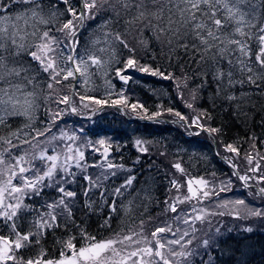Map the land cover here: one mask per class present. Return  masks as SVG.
I'll return each instance as SVG.
<instances>
[{"label":"snow or ice","instance_id":"1","mask_svg":"<svg viewBox=\"0 0 264 264\" xmlns=\"http://www.w3.org/2000/svg\"><path fill=\"white\" fill-rule=\"evenodd\" d=\"M11 11L16 14H9ZM0 13H3L0 15V128L9 129L7 135H0V233H3L0 234V264H197V258L199 264H213L210 251L213 237L206 233V238L200 240L196 235L200 231L196 228L197 222L210 225L208 217L217 215L258 218L264 222V208L252 206L244 199L216 204V208L228 211H209L196 204L191 205V210L180 209V204L192 200L203 204L205 199L231 190L230 178L221 181L219 187L198 180L196 183L201 187L197 190L189 179L187 195H177L164 202L165 213L176 215L161 221L150 233L145 230L144 220H140L137 228L116 229L99 240L80 228L79 247L76 235L56 241L61 246L58 259H45L47 252L41 244L49 231L66 228V221L72 219L77 192L66 185L77 183L78 172L87 182L82 190L85 206L91 209L93 203L106 204L111 213L118 212L117 202L107 197L123 196L135 179L130 176L119 187L108 190L104 182L124 170V166L107 160L111 144L103 139L99 145L104 150L105 162L98 167L104 171L95 177L86 174L89 165L85 163L84 149L92 147L91 142L77 144L79 136L63 129L58 135L52 132L64 113L59 105L70 102V96L56 85L70 79L74 84L91 85L93 77L100 76L111 90L114 86L107 78L109 69L127 83L131 77L122 73L130 68L159 75L165 80L184 79L165 74L159 67L139 63L135 55L137 46L151 51L149 44L154 42L161 45L162 50L167 47L169 59L182 49L193 63L210 64L218 94L224 92L228 100L239 99L242 104L248 93L241 92L240 97L232 94L229 90L236 85L247 84L264 95V0H80L79 5L72 0H0ZM88 21L96 22L90 25L95 33L90 45L84 46L80 44V30ZM129 37L135 45L129 42ZM124 49L131 55L121 61L119 57ZM121 62L124 68L114 67ZM225 62L227 67L221 68ZM89 90L92 89H86ZM106 94L111 96L110 91ZM73 95L79 94L73 92ZM79 98L101 108L109 104L108 99L86 95ZM52 104L57 107L53 109ZM119 105L130 107L133 112L139 108L146 113L141 118L157 123L160 122L157 118L166 111L183 121L187 128L197 127L210 134L220 131L200 123L202 118L211 119L206 113L191 119L172 108L147 114L143 104L129 105L122 93L111 100V106ZM82 106L90 108L89 104ZM186 106L193 107L191 103ZM41 109L48 118L43 128L36 126V113ZM71 111L75 113L77 108L73 105ZM17 116L24 117L25 123L13 128L8 121ZM193 134L199 135L198 132ZM250 139V147L254 149L257 138L253 135ZM144 144V141H136L138 150L147 153ZM225 150L240 155L239 148L232 144L226 145ZM232 159L225 157L230 164ZM245 159L250 165L247 171L260 172L259 162L251 166V153H246ZM172 166L184 172L179 163ZM231 166L236 168V165ZM112 169L116 171H109ZM232 175L246 188H251L249 181L255 180L258 190L250 194L264 200V186H261L264 173L249 176L233 171ZM170 183L179 192L178 181L173 179ZM47 188H54L59 197L45 201L40 207L25 203L42 197ZM97 194L98 202L93 198ZM131 203L129 201V205ZM124 212L127 215L130 207L125 206ZM26 213L32 216L28 230L22 231L21 222L28 219ZM110 220L109 215L101 227L110 228ZM252 230V227L244 229L248 233ZM219 231L215 229L216 234ZM196 240L200 243L194 245ZM37 245L40 246L38 252L26 257V251Z\"/></svg>","mask_w":264,"mask_h":264},{"label":"trees","instance_id":"2","mask_svg":"<svg viewBox=\"0 0 264 264\" xmlns=\"http://www.w3.org/2000/svg\"><path fill=\"white\" fill-rule=\"evenodd\" d=\"M72 2L76 5L80 4V0H72ZM60 7L64 8L65 6L60 5ZM13 8L16 11L19 10L15 5ZM2 14L0 13V15ZM9 14L15 15L16 13L11 11ZM95 23V21H88L80 30L81 45H90L95 33V29L90 25H95ZM128 39L131 44L135 45V41L131 37ZM149 48L151 51H146L137 46L135 55L141 65H147L151 68L159 67L165 74L185 78L165 80L159 75L154 76L140 72L136 68H130L122 73L131 77L127 83H124L115 75L114 70L109 69L107 78L111 80V84L114 86L111 90L107 89L104 78L100 76H94V83L91 85L74 84L71 79L64 81L61 85H56L63 93L70 96L72 105L77 109H84L86 113L85 115L72 113L71 117L64 115V118H60L52 129L54 132L56 127L65 123L66 130L74 131L72 129L74 128L77 131L74 132L82 137L85 143L91 142L92 147L84 149L85 163L89 165L86 174L95 177L104 171L98 167L104 161L101 160V157L91 153L93 149L101 150L99 141L103 139L107 144H111L113 151L109 161L115 165L124 166V170L117 171L115 176L109 177L104 182L108 190L111 191L119 187L130 176H135V179L123 196L112 197L109 195L107 197L109 201L115 199L117 202L118 212L111 213L106 204L93 203L91 209L85 206L82 190L87 182L81 178L83 174L78 172L77 183L66 185L67 188L77 192L76 203L73 206V217L66 221V228L62 226L53 229L42 240L41 244L47 252L45 259L59 258L61 246L56 241L66 239L68 235L78 237L77 246L79 247L80 228L86 229L88 233L99 240L109 236L116 229L124 228L127 231L129 226L137 228L140 220H144L146 225L151 219L159 218L165 211V200L169 199L173 193V185L170 182L173 179L179 181V175L172 166L175 163L181 165L184 169L183 174L190 179L203 178L215 181L219 179L218 182H221L230 178L231 181L235 180L240 185L237 177L232 175L233 170L226 164L228 161L225 160V157H232L231 164L236 165V171L245 174L250 167L245 159V154L251 153L253 156L251 166L257 162L261 166L257 176L264 173V159H261L264 157V95L247 84L236 85L229 90L232 94L240 97L241 92H247L248 95L244 97L242 104L239 99L230 101L224 92L218 94L210 64L201 63L197 65L193 63L190 56L185 55L182 49L174 53L169 59L166 46L162 50L161 45L150 42ZM77 50L83 51V48ZM129 55L131 54L127 49H124L119 58L123 61ZM114 67L124 68V64L121 62L115 64ZM220 67L226 68V62L222 63ZM88 88L92 90L86 91ZM109 91L111 92L110 97L106 94ZM73 92L79 95H73ZM193 92H195V99H193ZM120 93L127 98L129 105L143 104L147 109V114L172 108L190 118L186 109L187 97L193 105L192 108H188L194 112V116L206 113L211 117L210 120L202 118L200 123L218 128L220 131L210 134L208 131L192 127L194 133L198 131L200 133L199 135L191 134L184 130L186 127L183 121H179L177 117L168 114L166 111L162 115L165 118H157L159 123L143 119L141 117L145 116L146 113L139 108L133 112L130 107L124 105H119L118 108L111 106V100L117 99V95ZM80 95L108 99L109 104L97 111L99 105H95L87 99L81 101ZM83 104H89L90 108H84ZM51 107L55 109L57 106L52 104ZM59 108H63L61 104ZM64 108H67V105ZM68 109L64 110L63 114H71ZM90 109H95V111ZM92 112L94 114L89 119L84 120L79 117L80 115L90 116ZM36 116V126L43 128L48 119L43 114V109L38 111ZM8 122L13 128H17L25 123V118L11 117ZM67 124L68 126H66ZM8 131L9 129L6 127L0 128V135H7ZM253 135L257 138L254 149L250 147L252 144L250 138ZM137 140L145 142L144 146L148 148L147 153L138 150ZM214 144L216 152L214 151ZM228 144L238 147L240 155L236 156L234 153L227 152L225 146ZM161 153L164 154L161 155ZM109 171H116V169ZM252 184L257 187L256 182ZM94 191L98 193L99 190ZM256 191L255 189H248L231 194V196L236 199H244L246 203L252 206L264 208V200L250 194ZM59 195L54 188H47L42 197L26 200L25 203L40 207L45 201L51 202L53 198H57ZM220 195L228 196L229 194L221 192ZM93 198L97 202L100 199L98 194ZM129 201L132 202L131 205H129ZM125 206L130 207V212L127 215L124 212ZM181 207L179 206L180 209ZM41 210L44 211L45 209L41 208ZM25 215L28 219L22 220V231L28 230L32 216L31 213ZM109 215L111 216V227H101L104 219ZM246 227H252V232H245ZM216 228L220 229L219 234L221 235L212 241L213 246L210 251L213 264H264V222L258 218L235 219L232 215H217L213 218L209 231L216 233ZM39 247L37 245L34 249L27 250L26 257L35 255ZM200 251L203 252V249ZM197 264H199V258H197Z\"/></svg>","mask_w":264,"mask_h":264},{"label":"rangeland","instance_id":"3","mask_svg":"<svg viewBox=\"0 0 264 264\" xmlns=\"http://www.w3.org/2000/svg\"><path fill=\"white\" fill-rule=\"evenodd\" d=\"M186 101L188 102V103H190V99L189 98H187L186 97ZM62 105V109H64V110H66L67 108H69L68 109V111H69V113H71V114H62V117L61 118H64V115L65 116H68V117H71V115H72V111H71V108H72V102H71V98H70V102H69V104L67 105V108H64V106H65V104H61ZM116 108H118L117 106H116ZM102 108L99 106V107H97V111L98 110H101ZM186 109H187V113H188V115L190 116V119L192 118V117H194V112L191 110V109H189L188 107H186ZM86 114L85 112H84V109H77V111L75 112V113H73V114ZM84 115H80L79 117L80 118H82V119H84V120H86V119H89L90 117H92L93 115H92V113H91V115L90 116H84ZM82 116V117H81ZM67 117V118H68ZM163 118H165L164 116H160V118L159 119H163ZM65 124V123H64ZM64 124L63 125H61V126H58V127H56L55 128V131L53 132V133H57V135L59 134V130L60 129H63V130H65V131H67V132H69V134H72V133H75L74 131H76V129H74V128H72L74 131H70V130H66V128L64 127ZM66 126H68V124L66 125ZM64 127V128H63ZM58 130V131H57ZM186 132L188 131L189 133H191V134H193L194 132H193V129H192V127L191 128H187L186 127V129H184ZM77 132V131H76ZM199 133H200V131H198ZM207 132V131H206ZM76 134V133H75ZM51 135H52V133H51ZM77 135V134H76ZM78 136V135H77ZM79 140H77L76 141V143L77 144H84L85 143V141L82 139V137H80L79 136ZM41 139L43 140L44 138L43 137H41ZM60 143H63V142H60ZM69 143H71V142H69ZM25 148H27L28 147V145H25L24 146ZM102 152H103V148H101V150L100 151H96V150H92V152L91 153H93L94 155H97V156H99V157H101V160L102 161H104L105 162V160L102 158ZM49 154H51V152L49 153ZM112 156V154H110V156L107 158V160H109V158ZM37 163H39V162H37ZM229 163V162H228ZM230 164V163H229ZM230 165H232V164H230ZM255 166V165H254ZM233 170L234 171H236V169H234L233 168ZM176 171H177V174L179 175V181H178V183L181 185V187H180V190H179V192H177V190H176V188L175 187H173V193H172V195H171V197H175V196H177V195H187L188 193H187V181L190 179L188 176H186V175H184L182 172H180V171H178L177 169H176ZM258 173L259 172H256V173H254V172H250V171H246V174L247 175H249V176H257L258 175ZM243 175V174H242ZM203 179V178H202ZM237 179V178H236ZM192 181H193V188H194V190H197V189H199L200 187H201V185H198L197 183H196V181H198V180H201L200 178H197V179H191ZM203 180H206V181H208L209 182V185L211 186L212 184H215L217 187H219L220 185H221V182H218V180L219 179H217V181H215V180H208V179H203ZM239 180V179H238ZM224 181H228V180H224ZM239 182H240V185L237 183V181H235V180H233V181H231V190L230 191H227V193L229 194L228 196H223V195H220L219 194V196H212L211 198H208V199H205L204 200V202H203V204H197L196 203V200H192L190 203H188V202H186V203H184V204H180V205H178V207L179 206H182L181 207V209H189V210H191V205H193V204H196V206L198 207V208H200V207H203V208H205V209H207V210H209V211H215V210H220V211H225V210H227V209H219V208H216V204L218 203V202H222V201H224V200H235L236 198L234 197H232L231 196V194H236L237 192H241V191H243V190H247L246 189V187H244V185H243V182L242 181H240L239 180ZM253 182H256L255 180H250L249 181V184H251L252 186H253ZM240 188H242V189H240ZM237 189V190H236ZM221 193V192H220ZM170 197V198H171ZM174 202V201H173ZM231 207V206H230ZM165 208H166V205H165ZM176 214H173V213H171V212H167V213H165V211L163 212V214L162 215H160V217L159 218H154V219H151V221H148L149 223H146V225H145V230H146V232L147 233H150L152 230H154V227L156 226V225H158V224H160V222L161 221H163V220H165V219H169V218H171V217H173V216H175ZM212 216H210V217H208V219L209 220H211V224L209 225L208 223H204V224H201V223H199V222H197L196 223V228H198V229H200V231L199 232H197L196 233V235L200 238V240H202V239H204V238H206V233H207V235L208 236H212L213 237V239H212V241H215L221 234H216V233H214V232H212V231H209L210 229H211V225H212V220H213V218L214 217H216V216H214L213 218H211ZM232 217H234L233 215H232ZM175 226V225H174ZM186 227V226H185ZM220 233V232H219ZM200 240H196V241H194V245L195 244H199L200 243ZM201 250V249H200Z\"/></svg>","mask_w":264,"mask_h":264},{"label":"water","instance_id":"4","mask_svg":"<svg viewBox=\"0 0 264 264\" xmlns=\"http://www.w3.org/2000/svg\"><path fill=\"white\" fill-rule=\"evenodd\" d=\"M92 115H93V113H92ZM214 150H215V145H214ZM103 151H104V150H103ZM111 153H112V152H111V150L109 149V154H108L107 158L110 156ZM102 158L105 160V156L103 155V152H102ZM228 165H229L230 168L233 169V167H232L230 164H228Z\"/></svg>","mask_w":264,"mask_h":264}]
</instances>
